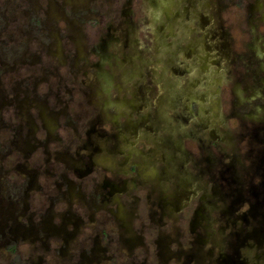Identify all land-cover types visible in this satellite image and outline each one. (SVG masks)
<instances>
[{
    "label": "rangeland",
    "instance_id": "obj_1",
    "mask_svg": "<svg viewBox=\"0 0 264 264\" xmlns=\"http://www.w3.org/2000/svg\"><path fill=\"white\" fill-rule=\"evenodd\" d=\"M252 132L264 0H0V264H173Z\"/></svg>",
    "mask_w": 264,
    "mask_h": 264
},
{
    "label": "flooded vegetation",
    "instance_id": "obj_2",
    "mask_svg": "<svg viewBox=\"0 0 264 264\" xmlns=\"http://www.w3.org/2000/svg\"><path fill=\"white\" fill-rule=\"evenodd\" d=\"M250 131H244L247 143ZM253 138L241 157L240 189L227 163L216 167L215 185L221 192L216 213L202 223V206L197 203L189 216L187 245L181 246V239H166L175 247L166 246L163 259L173 264H264V136Z\"/></svg>",
    "mask_w": 264,
    "mask_h": 264
}]
</instances>
